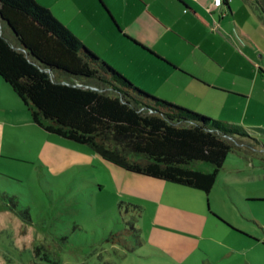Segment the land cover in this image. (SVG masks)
Here are the masks:
<instances>
[{
    "label": "rangeland",
    "instance_id": "1",
    "mask_svg": "<svg viewBox=\"0 0 264 264\" xmlns=\"http://www.w3.org/2000/svg\"><path fill=\"white\" fill-rule=\"evenodd\" d=\"M259 17L263 30L255 36H259L257 56L264 70V15ZM125 78L160 98L147 92L153 91L140 78ZM244 84L251 85L248 81ZM219 95L224 98L220 105H189L193 109H186L210 119L264 130V90L259 95L254 91L248 100ZM250 133L264 147V134ZM246 144L254 145L255 150L245 147L241 153L230 154L208 195L194 190L166 194L187 208L209 212L203 238H193L199 247L185 255L175 240L158 242L151 236L146 249L140 250L142 233L140 245H136L125 222H133L141 232L149 228L152 211L148 208L135 215L129 209L120 210L119 204L127 203L120 198L111 172L127 178L130 175L111 165L113 171L108 169L89 148L75 146L89 158L64 172L36 159L37 151L0 157V264H264V153L251 141ZM194 165L202 171L211 169L204 162ZM191 225L196 227L197 223ZM238 230L253 237L247 238ZM152 244L162 246L163 251L152 250L156 246Z\"/></svg>",
    "mask_w": 264,
    "mask_h": 264
},
{
    "label": "crops",
    "instance_id": "2",
    "mask_svg": "<svg viewBox=\"0 0 264 264\" xmlns=\"http://www.w3.org/2000/svg\"><path fill=\"white\" fill-rule=\"evenodd\" d=\"M35 1L92 53L115 69L118 65L124 77L140 78L153 91L147 92L168 102L193 109L189 105H220L224 98L218 94L248 100L254 91L259 95L264 90L255 36L263 29L252 0H222L218 7L213 0ZM247 81L250 86L244 84ZM62 141L68 142L33 124L21 100L0 78V157L37 151L36 159L57 172L87 161L80 145ZM129 175L111 172L124 203L138 206L142 213L152 211L149 228L140 232V250L146 249L150 236L158 242L175 240L184 255L199 247L193 238H203L209 212L199 213L166 197L192 189ZM174 231L184 235L174 237ZM190 240L193 245L186 246ZM156 246L152 250L163 251Z\"/></svg>",
    "mask_w": 264,
    "mask_h": 264
},
{
    "label": "trees",
    "instance_id": "3",
    "mask_svg": "<svg viewBox=\"0 0 264 264\" xmlns=\"http://www.w3.org/2000/svg\"><path fill=\"white\" fill-rule=\"evenodd\" d=\"M251 4L264 15V0ZM0 78L36 127L89 148L128 174L208 195L230 154L245 147L255 150L246 141L264 153L250 133L264 130L210 119L147 94L35 0H0ZM196 162L211 169L194 168ZM119 209L141 214L131 204L120 203ZM125 224L140 245L139 229L133 222Z\"/></svg>",
    "mask_w": 264,
    "mask_h": 264
},
{
    "label": "built area",
    "instance_id": "4",
    "mask_svg": "<svg viewBox=\"0 0 264 264\" xmlns=\"http://www.w3.org/2000/svg\"><path fill=\"white\" fill-rule=\"evenodd\" d=\"M221 0H213V6L218 7L221 4ZM238 39V38H237ZM239 40V39H238ZM241 42V41H240Z\"/></svg>",
    "mask_w": 264,
    "mask_h": 264
}]
</instances>
